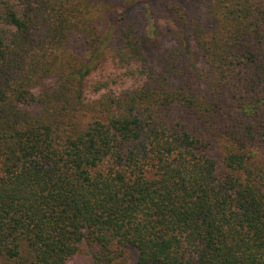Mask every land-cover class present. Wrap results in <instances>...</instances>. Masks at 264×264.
<instances>
[{"label": "trees", "instance_id": "obj_1", "mask_svg": "<svg viewBox=\"0 0 264 264\" xmlns=\"http://www.w3.org/2000/svg\"><path fill=\"white\" fill-rule=\"evenodd\" d=\"M137 2L0 0V264H264V0Z\"/></svg>", "mask_w": 264, "mask_h": 264}, {"label": "rangeland", "instance_id": "obj_2", "mask_svg": "<svg viewBox=\"0 0 264 264\" xmlns=\"http://www.w3.org/2000/svg\"><path fill=\"white\" fill-rule=\"evenodd\" d=\"M176 0H153L152 4L150 5L149 3H146V0H143V2H137L134 4L132 7V10L137 13L138 15H141L144 18V22H152V16H154V11L150 13L148 11V7L153 8L154 6L156 8H159L161 3L165 6V4H172ZM184 2V0H181ZM140 12V13H139ZM152 14V15H151ZM161 26H165L163 23H160ZM68 264H94L92 260L89 258V256H82V257H77L73 261H71Z\"/></svg>", "mask_w": 264, "mask_h": 264}]
</instances>
